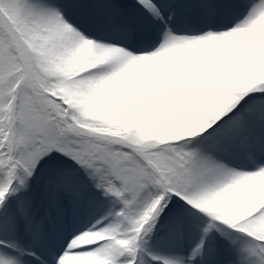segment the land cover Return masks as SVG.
Returning a JSON list of instances; mask_svg holds the SVG:
<instances>
[{
  "label": "snow or ice",
  "instance_id": "1",
  "mask_svg": "<svg viewBox=\"0 0 264 264\" xmlns=\"http://www.w3.org/2000/svg\"><path fill=\"white\" fill-rule=\"evenodd\" d=\"M0 264H264V0H0Z\"/></svg>",
  "mask_w": 264,
  "mask_h": 264
}]
</instances>
